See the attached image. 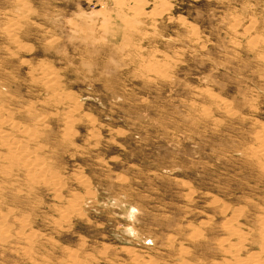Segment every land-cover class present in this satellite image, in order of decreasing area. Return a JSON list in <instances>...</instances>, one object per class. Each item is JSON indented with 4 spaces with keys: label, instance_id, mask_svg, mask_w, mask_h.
Wrapping results in <instances>:
<instances>
[{
    "label": "rangeland",
    "instance_id": "obj_1",
    "mask_svg": "<svg viewBox=\"0 0 264 264\" xmlns=\"http://www.w3.org/2000/svg\"><path fill=\"white\" fill-rule=\"evenodd\" d=\"M261 39L264 0H0V109L45 166L0 159V264L264 263Z\"/></svg>",
    "mask_w": 264,
    "mask_h": 264
},
{
    "label": "bare ground",
    "instance_id": "obj_2",
    "mask_svg": "<svg viewBox=\"0 0 264 264\" xmlns=\"http://www.w3.org/2000/svg\"><path fill=\"white\" fill-rule=\"evenodd\" d=\"M134 18H136V17H134ZM132 20H134V19H130V21H132ZM254 40H256V38ZM258 40H260V38H258ZM261 41L264 42V40H262V39H261ZM43 83H44V86H47L49 89L54 85L53 80L49 75H46L44 77ZM12 132H14L16 135H22V136L23 135H30V139H28V141H31L32 138L34 137V134H35L34 129L30 130L27 128H18L17 126L10 124V120L2 115V110L0 109V146L6 152L2 156H0V159H5L7 162L11 161L13 164L22 163V164H20L21 166L28 167L30 169V170H27V172L29 174L34 175L35 179H39L40 176L45 174V166L43 165L44 163L41 162V160L39 158L36 159L31 154V152L28 148L29 147L28 143L26 141L14 139V137H12L13 134L12 135L10 134ZM0 174L3 175V176H0L1 178H14V177H11L13 175L11 168L7 167V166L3 170H0ZM13 176H15V172H14ZM15 181L16 180H14V182ZM53 187H54V190H57V186L55 184H53ZM2 188L0 187V189H2ZM68 208L75 210L76 201L69 203ZM260 232H261L260 241L258 243L259 249H260L259 251L264 257V225H262ZM233 234L236 235V238H237L236 242H241L244 240V236L242 234L238 235L236 229H233L232 233L230 235L234 236ZM11 237H12L11 234L7 233L5 228H3L0 225V242H1V238L8 241L9 239H12ZM17 237H20V236H17ZM15 238L16 237H14V239ZM17 239H19V238H17ZM241 247L242 246H240V248ZM240 248H237V246H233V245L230 246L229 249H226L223 251L224 257L222 258L221 263H214V264H264V263L259 261L258 254H251V255L246 256L245 258H241V257L237 256V252ZM24 251H26V250L24 249ZM184 253H186L185 249H184ZM138 257L139 256H136V258H138ZM187 262L188 261H186V264H187Z\"/></svg>",
    "mask_w": 264,
    "mask_h": 264
}]
</instances>
